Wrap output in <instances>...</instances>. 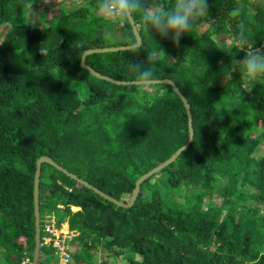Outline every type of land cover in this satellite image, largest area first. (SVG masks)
I'll return each instance as SVG.
<instances>
[{
    "label": "trees",
    "instance_id": "obj_1",
    "mask_svg": "<svg viewBox=\"0 0 264 264\" xmlns=\"http://www.w3.org/2000/svg\"><path fill=\"white\" fill-rule=\"evenodd\" d=\"M82 1L71 10L61 1L56 20L41 29L27 16L39 0H0V27L9 26L0 46V253L10 264L33 258L40 156L128 201L137 179L189 139L186 108L171 84L145 91L82 67L88 48L136 42L131 23L111 25L97 14V0ZM156 2L173 0H146ZM208 5L179 47L137 15L142 43L135 55L125 49L87 56L120 80L136 75L131 62L154 68L155 79H173L191 103L195 135L175 162L141 184L129 208L43 163L42 224L50 215L77 233L74 264H96L99 248L119 264H264V82L244 92L240 63L241 49L264 48V0ZM158 44L170 59L150 63ZM260 121L263 132L252 138ZM169 188L186 191L171 206L163 197ZM52 247L44 245L41 257L56 255Z\"/></svg>",
    "mask_w": 264,
    "mask_h": 264
},
{
    "label": "clouds",
    "instance_id": "obj_2",
    "mask_svg": "<svg viewBox=\"0 0 264 264\" xmlns=\"http://www.w3.org/2000/svg\"><path fill=\"white\" fill-rule=\"evenodd\" d=\"M51 0H42L47 5ZM55 10V7L52 11ZM96 12L99 16L109 21L111 25L119 26L126 23H134L139 15L140 20L150 31H154L163 39H171L175 46L179 47L181 37L189 34L197 26V21L205 17L209 10L208 0H173L171 4L153 3L148 5L146 0H97ZM7 39L0 38V46ZM141 45L133 44L128 51L135 55ZM231 52V47L224 49ZM244 58L242 65L241 81L244 92H251L256 84L264 82V48L241 49ZM41 54L46 56L47 50L41 48ZM166 51L159 46L149 51L148 61L156 63L169 60ZM133 75L131 84L137 88L148 91L155 83L154 68H142L140 64L131 62L129 65Z\"/></svg>",
    "mask_w": 264,
    "mask_h": 264
},
{
    "label": "water",
    "instance_id": "obj_3",
    "mask_svg": "<svg viewBox=\"0 0 264 264\" xmlns=\"http://www.w3.org/2000/svg\"><path fill=\"white\" fill-rule=\"evenodd\" d=\"M133 27L134 34L136 36V42L133 44H140L142 43V36L138 29V26L136 24V21L134 23H131ZM133 44H123L118 46H107V47H98V48H88L85 50V52L82 55L81 59V65L82 67L88 69L93 75H95L98 78L105 79L117 84H131V80H120L117 78H114L112 76L103 74L99 72L97 69H95L93 66L89 65L86 62L87 56L92 53L96 52H109V51H118V50H125L128 49ZM155 83H169L173 86L174 90L178 93V95L181 97L186 112L188 115V124H189V139L188 141L181 146L179 149H177L169 158H167L165 161L161 162L151 170L147 171L143 175H141L136 183L135 187L133 189L132 195L128 201H123L118 199L117 197L103 191L93 183L89 182L88 180L84 179L83 177L79 176L78 174L70 171L66 167H64L62 164H60L58 161H56L53 157L48 155H42L40 156L36 161V171L34 174V215H35V245H34V251H33V258L31 261V264H39L40 257H41V235H42V220H41V211H40V183H41V173H42V165L43 163H48L57 168L58 170L62 171L67 176L73 178L77 182L85 185L86 187L92 189L93 191L97 192L104 198L110 200L111 202L117 204L118 206H122L125 208H129L133 206L138 198V195L141 190V184L148 179L153 174L157 173L158 171L165 168L167 165H169L172 162H175L181 152L185 150L193 141L194 135H195V129L193 125V113L191 109V103L189 102L186 95L181 91L177 83L171 79V78H161V79H155ZM154 83V84H155Z\"/></svg>",
    "mask_w": 264,
    "mask_h": 264
},
{
    "label": "rangeland",
    "instance_id": "obj_4",
    "mask_svg": "<svg viewBox=\"0 0 264 264\" xmlns=\"http://www.w3.org/2000/svg\"><path fill=\"white\" fill-rule=\"evenodd\" d=\"M61 1H64L65 5H66V7L64 6V8H68V10H71L72 7L74 9H76L77 7H79L83 3L82 0H51V2L49 4L43 5L42 0H39V4L35 7H33V9L31 8V11L27 14V16L29 18V22L32 25H34L35 27L37 26V27H40L41 29L48 27L49 24L53 22V19L56 20V18H57L56 16H58L60 14L61 6L63 7V4H61ZM72 1H73V4H71ZM54 7H55V10L52 11V9ZM43 12H46L44 19H42V13ZM8 28H9V26L6 24L2 25L0 27V30L2 32L0 38H4V35L7 32ZM48 39H50V37ZM30 42L32 43L33 40H31ZM262 132H263V126H262V122L260 121L258 123V125H255L251 128L250 135L252 138H254ZM262 148L264 149V143L262 145ZM185 192L186 191L183 188H169L168 193L166 195H163V197L166 196L167 203L170 204V206H171V204H173V202H176L178 196H183V195L185 196ZM215 201L220 202L221 197L216 196ZM78 209H80V207H78L77 209H74V207H73V210H75V211ZM62 229L66 230V231L67 230L70 231L69 235L71 236V238L68 239V242H69L71 250L73 252L74 247H72V245H71L72 244L71 240H72V238H74V236L77 233H74V235H73V231L70 230L68 222H65L62 225ZM65 233H67V232H65ZM50 247H52V246H50ZM44 256H45V253H42L41 258L45 261V264H60L58 262V257L56 255H54L53 253H51V252L47 253L48 257L46 259ZM97 256H98V258L96 260V264H102L103 261H104V263L106 261H108L109 264H119V261L116 260L117 259L116 255L113 254V257L109 256L108 252L105 251V249L99 248V250L97 251ZM0 264H10L9 261H6L4 259L3 254H1V253H0ZM120 264H123L122 261H120Z\"/></svg>",
    "mask_w": 264,
    "mask_h": 264
},
{
    "label": "built area",
    "instance_id": "obj_5",
    "mask_svg": "<svg viewBox=\"0 0 264 264\" xmlns=\"http://www.w3.org/2000/svg\"><path fill=\"white\" fill-rule=\"evenodd\" d=\"M74 233L73 231V235ZM69 234L70 231L63 230L62 227H57L54 217L47 215L44 219L42 224L41 248L44 245L53 246L60 264H74L75 262L68 242V239L71 238ZM28 262H30L29 257H25L22 262L18 264H27Z\"/></svg>",
    "mask_w": 264,
    "mask_h": 264
}]
</instances>
